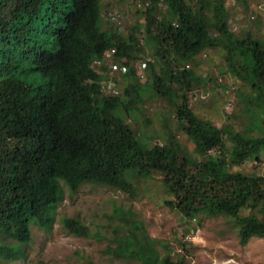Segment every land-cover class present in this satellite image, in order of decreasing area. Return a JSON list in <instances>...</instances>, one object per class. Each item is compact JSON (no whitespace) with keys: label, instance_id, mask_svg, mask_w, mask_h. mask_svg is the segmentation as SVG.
<instances>
[{"label":"trees","instance_id":"obj_1","mask_svg":"<svg viewBox=\"0 0 264 264\" xmlns=\"http://www.w3.org/2000/svg\"><path fill=\"white\" fill-rule=\"evenodd\" d=\"M120 1L133 6L135 20L123 22L114 7ZM239 2L246 0H0V230L18 241L0 244V254L23 256L30 225L53 224L62 180L71 191L92 182L129 195L153 178L164 203L187 218L223 214L239 243L264 237V174L230 166L259 158L264 148V0L263 12H243L244 27L234 25ZM147 37L153 57L144 58L143 84L134 63L146 55ZM111 48L124 69L104 65ZM208 48L219 51L221 72L236 80V110L249 117L243 128L217 125L189 104L194 84L217 80L194 69ZM30 71L43 79L31 82ZM129 76L133 82L116 92L114 81ZM150 98L168 108L163 130L146 135L134 125L135 114ZM122 212L117 248L110 247L115 255L185 264L160 255L143 223L131 210ZM61 223L75 235L90 233L78 215H64Z\"/></svg>","mask_w":264,"mask_h":264},{"label":"rangeland","instance_id":"obj_2","mask_svg":"<svg viewBox=\"0 0 264 264\" xmlns=\"http://www.w3.org/2000/svg\"><path fill=\"white\" fill-rule=\"evenodd\" d=\"M260 2H239L233 9V17L237 21L234 25H247L246 18L242 16L245 10L248 12L253 8L263 12L258 5ZM114 7L122 13L125 24L138 16L129 2H116ZM151 44L147 37L143 60H152ZM197 60L195 71L215 76L217 80H206L205 83L200 80L188 91V101L193 110L200 116L209 117L217 125L232 122L238 129L247 126L249 117L245 111H241L242 107L236 110L238 100L232 90L235 86L233 81L236 84V80L228 72H221L225 65L219 51L208 48L197 55ZM29 73L31 82L37 83L43 79L35 71ZM141 73L137 64L135 76L145 84L147 74L145 71ZM132 78L121 77L119 83L114 81L116 92L123 90L121 83L133 82ZM222 83L226 86H222ZM138 108L135 114L137 124L134 125L139 123L138 129L142 134L151 135L163 130L162 110L168 108L166 101L144 99L138 103ZM234 109L240 113H231ZM253 131L258 133L256 127ZM177 135L185 147L192 148L193 143L185 133L179 132ZM230 166L232 169L264 174V148H261L259 158ZM144 181L138 182V189L128 195L118 188L92 182L71 191L62 180L63 198L56 206L53 224L49 228L31 224V238L24 245V255L10 258L0 254V264H147L128 255L117 256L110 250V247L117 248L118 245L121 234H118L116 227L124 222L123 210H131L133 217L143 223L160 255L168 252L173 258L182 257L185 264H264V237L253 235L245 244H241L229 216L201 213L195 218H187L164 203L165 192L158 186L159 181L153 178H145ZM64 215L80 216L90 233L75 235L68 232L61 223ZM136 230L138 235L141 234L140 229ZM4 234L0 230V244L15 245Z\"/></svg>","mask_w":264,"mask_h":264},{"label":"clouds","instance_id":"obj_3","mask_svg":"<svg viewBox=\"0 0 264 264\" xmlns=\"http://www.w3.org/2000/svg\"><path fill=\"white\" fill-rule=\"evenodd\" d=\"M115 14H116V13H111V18H114ZM110 51H111V52H110V57H109L107 60L104 61V65H106L107 68H110V70H113V71H115L116 69H117V70H122V69H124V65L122 64V62H118V61L115 60V58L112 56V53H113L114 49L111 48ZM100 60H101V59H97L96 62L99 63ZM145 62H146V60H143V59H142V60H138V61H136V64H135V66H136L137 64H139L140 70L142 71L141 75L143 74V71H144ZM106 80L108 81V78H107ZM108 82H111V81L109 80ZM106 84H108V83L106 82L105 85H106ZM10 239H12V240L14 241V243H17V242H18V241L15 240L14 238H11V237H10Z\"/></svg>","mask_w":264,"mask_h":264}]
</instances>
